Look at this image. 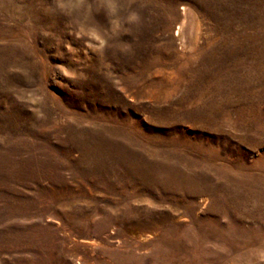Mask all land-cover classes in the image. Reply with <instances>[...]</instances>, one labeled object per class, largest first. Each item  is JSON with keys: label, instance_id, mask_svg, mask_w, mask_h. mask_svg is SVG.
I'll use <instances>...</instances> for the list:
<instances>
[{"label": "rangeland", "instance_id": "rangeland-1", "mask_svg": "<svg viewBox=\"0 0 264 264\" xmlns=\"http://www.w3.org/2000/svg\"><path fill=\"white\" fill-rule=\"evenodd\" d=\"M263 59L264 0H0V264H264Z\"/></svg>", "mask_w": 264, "mask_h": 264}, {"label": "bare ground", "instance_id": "bare-ground-1", "mask_svg": "<svg viewBox=\"0 0 264 264\" xmlns=\"http://www.w3.org/2000/svg\"><path fill=\"white\" fill-rule=\"evenodd\" d=\"M261 53H263V52H261ZM229 54H231V53H229ZM228 60H229V58L227 55H225V53H224V56L220 57V59L218 58V59L214 60L213 65L216 66V70L214 73L213 72L208 73L207 80L204 82V89L201 90L200 92H198L199 94L196 96L194 103L191 105V107H189L188 104L186 103V104L180 105L179 108H183L184 110H188V111L191 108H193L195 112H197L199 114L203 113V115H204V110L215 109L217 106L216 101H215V99L213 100L211 98L216 96V95L221 94V92L226 94V91H227V88H225V86L222 90L221 88H219L214 83L215 76L221 72L223 74L222 77H223L224 82L226 84L231 82V81H235V80L238 81V78L240 77V75L238 74V71L236 69H235V71H237V72L234 71V73H232V72H231L232 74L230 73V71L234 70V69L231 66V64H229ZM236 62H237V60H236ZM262 64H264V59H263ZM261 73L262 72L257 73V79L260 80L259 82L257 81L259 84H251L252 82L250 81L251 83L245 82L246 83L245 85L240 84L241 87L235 88V90L237 89V92L238 91L240 92L241 99L247 98V97L251 98L254 95H257V97L259 99L255 102L254 101H248L247 103L246 102L239 103L240 105L237 108V111H238L237 112V119L236 120H232L233 118L231 119V121L233 123L232 125H235L237 127L241 124H246L247 123L246 121L249 120L250 124L254 123L253 124L254 127L260 128V130H262L264 128V76H262ZM263 73H264V70H263ZM247 81H248V79H247ZM243 93L246 94L245 97L242 96ZM209 99H211L210 100L211 102H208ZM203 102H204V104H203ZM226 106H228V102H227ZM224 113H226V112H224ZM207 117H204V121L208 120ZM253 146H255L254 142H253ZM126 166L128 167L129 170H131L133 172H136L139 169V167L136 164H133L132 162H126Z\"/></svg>", "mask_w": 264, "mask_h": 264}]
</instances>
